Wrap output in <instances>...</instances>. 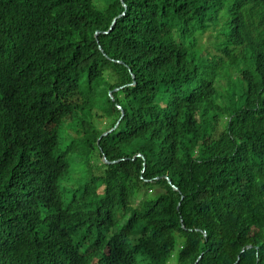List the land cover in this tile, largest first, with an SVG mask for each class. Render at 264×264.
I'll return each instance as SVG.
<instances>
[{"label":"trees","instance_id":"16d2710c","mask_svg":"<svg viewBox=\"0 0 264 264\" xmlns=\"http://www.w3.org/2000/svg\"><path fill=\"white\" fill-rule=\"evenodd\" d=\"M197 257L264 264V0H0V264Z\"/></svg>","mask_w":264,"mask_h":264},{"label":"water","instance_id":"95a60500","mask_svg":"<svg viewBox=\"0 0 264 264\" xmlns=\"http://www.w3.org/2000/svg\"><path fill=\"white\" fill-rule=\"evenodd\" d=\"M121 14H122V13H121ZM121 14H120V15H121ZM118 16H119V15H118ZM115 18H116V17H115ZM115 18H113V20H112V22H111V24H110L108 30L111 28V26H112L113 23L115 22ZM108 30H107V31H108ZM107 31H104V32H107ZM97 32H98V31H97ZM97 32H95V34H97ZM117 88H118V87H115L114 90H116ZM121 115H122V110H121ZM114 126H115V125H114ZM110 130H111V128L105 130L104 132L101 133V135L106 134V133L109 132ZM102 160H103L104 162H109L104 156H102ZM167 181L170 182V180H169L168 178H167ZM172 187H173L174 189H176V187H175L174 185H172ZM198 258H199V257H197V258L195 259V261L193 262V264H196Z\"/></svg>","mask_w":264,"mask_h":264},{"label":"rangeland","instance_id":"374dc122","mask_svg":"<svg viewBox=\"0 0 264 264\" xmlns=\"http://www.w3.org/2000/svg\"><path fill=\"white\" fill-rule=\"evenodd\" d=\"M103 123V122H102Z\"/></svg>","mask_w":264,"mask_h":264}]
</instances>
